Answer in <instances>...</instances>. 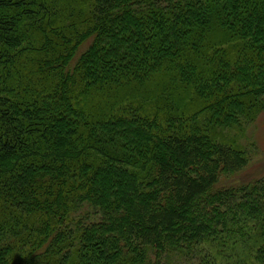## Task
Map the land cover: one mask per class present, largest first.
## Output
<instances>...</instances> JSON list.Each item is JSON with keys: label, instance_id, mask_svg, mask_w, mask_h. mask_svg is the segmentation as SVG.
Returning a JSON list of instances; mask_svg holds the SVG:
<instances>
[{"label": "trees", "instance_id": "obj_1", "mask_svg": "<svg viewBox=\"0 0 264 264\" xmlns=\"http://www.w3.org/2000/svg\"><path fill=\"white\" fill-rule=\"evenodd\" d=\"M264 0H0V264H264Z\"/></svg>", "mask_w": 264, "mask_h": 264}, {"label": "rangeland", "instance_id": "obj_2", "mask_svg": "<svg viewBox=\"0 0 264 264\" xmlns=\"http://www.w3.org/2000/svg\"><path fill=\"white\" fill-rule=\"evenodd\" d=\"M224 137L228 142H235L240 148L244 149L250 157L248 167L237 177L242 179H254L264 172V112L251 122L244 123L243 127L232 128L224 131ZM249 243H237L230 247L218 259L217 264H226L229 256L233 252L242 255L248 254ZM193 256L182 257L173 255L169 264H199Z\"/></svg>", "mask_w": 264, "mask_h": 264}]
</instances>
